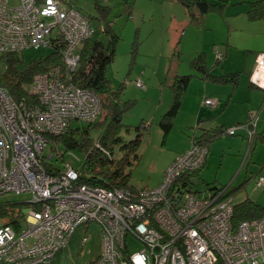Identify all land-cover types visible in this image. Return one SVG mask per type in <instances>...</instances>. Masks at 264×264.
<instances>
[{"label":"built area","instance_id":"2783aa9c","mask_svg":"<svg viewBox=\"0 0 264 264\" xmlns=\"http://www.w3.org/2000/svg\"><path fill=\"white\" fill-rule=\"evenodd\" d=\"M94 32V23L72 0H19L15 6L0 0V55L64 42L60 63L33 77L38 104L17 101L0 86V197L24 193L32 205L26 228L0 226V262L50 264L79 225L97 222L103 246L96 264H264V216L235 226L233 197L227 194L231 184L201 194L192 177H184L204 165L205 144H193L156 187L141 190L82 183L80 171L69 163L47 170L42 153L51 138L73 121L94 122L100 115L99 95L72 77L79 65L76 49ZM250 80L264 89V51ZM136 84L144 86L140 80ZM255 124L250 113L247 122L228 126L224 134L244 129L252 141ZM55 154L52 149L47 159ZM262 182L261 176L257 185ZM129 238L140 241V248L130 252Z\"/></svg>","mask_w":264,"mask_h":264},{"label":"rangeland","instance_id":"374dc122","mask_svg":"<svg viewBox=\"0 0 264 264\" xmlns=\"http://www.w3.org/2000/svg\"><path fill=\"white\" fill-rule=\"evenodd\" d=\"M129 1L131 3L135 1L131 14L128 12L131 6ZM233 1L240 3L238 5L240 7L246 5V1L251 0ZM9 2L12 6H15L19 3V0H9ZM72 4L95 23L96 32L93 37L104 41H107L108 37L97 26H100L101 11L105 9V6L109 8L106 19L111 21V26L119 35V39L116 44L115 58L107 69V78L111 80L114 90L122 88L117 100L125 108L123 122L130 125L132 129L131 133H129L126 127L123 126L122 133L127 139H132L139 133L136 127L140 126L143 121L150 125L145 130L141 129V132H143L142 142L139 147L141 157L137 165L131 169L129 183L136 190L156 187L176 158L191 148V136L196 130L194 126L191 127L195 124L191 122L192 116L189 108L192 105L190 102L185 103L175 119L174 126L167 135L161 132L158 124L161 117V112L157 110L158 104L161 101V108L164 109L167 103L166 92L171 93L170 88L161 84V81H164L162 73L165 72L169 64L172 71H174L177 67L176 62L181 63L182 69H184L186 66L184 54L190 51L192 45L191 39L189 43L188 28L183 25L182 29L184 32H182L173 26L174 19H187L185 8L176 0H72ZM98 6L103 7L99 9ZM246 14L247 8L242 14L238 15L237 22L243 26H240V30L234 34L233 39L236 44H238L240 37L246 38L249 43H252L253 39H259L258 41L264 44V33L258 34V36L255 34L258 30H253L251 26H256V23H251L247 17H243ZM206 27L208 28L207 25ZM185 31H187V34H185ZM204 31L206 32L205 37H201L200 45L204 44V39H206V44L210 43V30L205 29ZM235 48L234 53L247 49L243 43H240ZM79 49L80 47L78 46L76 51L79 52ZM161 49L165 51L162 55L159 54ZM51 52L52 49L47 47H29L24 49L21 54L22 57L24 56V61H29L34 58L45 57ZM235 56L237 57V55ZM155 69L160 71V73L148 82L146 74L154 75L156 73ZM138 80L143 81L145 88L137 86ZM245 80L243 82L244 85L249 82L248 77ZM160 90H163V93ZM241 92L246 95L245 91ZM235 107L238 109L245 108L240 105ZM232 111L233 109L231 108L228 112L231 113ZM88 123L85 121H73L72 128L83 130L89 126L93 138L97 139L101 129L94 127L95 124L90 126ZM189 145L190 147L188 148ZM51 147L55 149L53 144H51L42 154L45 156V163L51 162L57 168H63L66 163L73 167H78L84 158L83 154L78 150L65 151L64 154H61L60 151L64 150V148L58 146L54 157L47 159L52 150L50 149ZM183 147L184 151L181 150ZM208 157L206 168L203 167L204 171L202 170V176L196 180L199 187L198 191L201 194L207 188L220 185L219 181H215L216 185H212L217 171L218 179L223 181L221 184H227L240 169L239 165L228 161L227 156L222 155V151L218 154L212 153ZM218 166H220L219 170ZM244 173L249 176L252 173L251 167L247 166V170L241 171L237 175L236 186L243 180ZM257 187L254 177L247 184L245 191L232 195L233 202L237 203L246 196L255 200L260 199V197L264 198V189ZM29 196L24 193L7 192L0 197V201L15 200L20 202V209H23L26 216L20 218L23 229L27 226V215L32 206L27 202ZM2 222L3 220H0V224ZM83 235H87L86 243H82ZM102 238V227L97 222L81 224L76 228L70 244L59 251L50 264H96V259L102 252ZM129 243L131 252L141 246V242L135 238H129Z\"/></svg>","mask_w":264,"mask_h":264},{"label":"trees","instance_id":"16d2710c","mask_svg":"<svg viewBox=\"0 0 264 264\" xmlns=\"http://www.w3.org/2000/svg\"><path fill=\"white\" fill-rule=\"evenodd\" d=\"M180 2L188 9L190 23L195 21V23H200L198 21H200L206 13L209 11H216L220 8L218 3L211 0H180ZM98 7L100 9L103 6ZM197 8L199 10L198 16H194V11ZM101 12L102 15L99 22L102 23V26L100 24L97 28L108 37V40L104 41L95 39L93 37L94 34L90 38L84 40L79 49V65L72 76L75 84L80 87L93 90L99 95L101 100L100 115L94 122H89L88 124H90V126H94L95 124L94 127L101 129V132L99 133L97 139H94L93 135L90 133L89 126L83 130L70 127L64 134L60 136H53L51 138L50 145L53 144L56 152L58 150V146H62L64 150L60 151L61 154H64L65 151L71 152V150H78L83 154L84 158L82 162H80L78 167H76L81 173L79 178L80 182L108 188L124 187L136 190L132 188L129 183L131 169L137 165L141 157L139 153V147L143 136L141 129L145 130L150 125L143 121L140 126L136 127L139 133L132 139H127L122 133L124 127H126L127 132L131 133L132 131L131 126L123 122L125 108H123L117 100V96L120 92H122V88L120 87L119 90H114L111 85V80L107 78V69L115 58L116 44L118 42L119 35L109 24L110 20L108 21L106 19L109 13V8L105 6V9ZM249 14L252 19L264 17V0H256L252 2L251 7L249 8ZM200 15L201 17H199ZM90 21L93 22L91 19ZM63 46L64 42L59 39L57 43L54 44L52 52L49 55L34 58L29 61H24V56L22 57L21 54L23 52H7L1 54L0 86L7 89V91H9V93L17 101L38 104V98L31 92L33 77L35 74L44 72L53 63H60ZM200 58L201 54L197 55L192 60L191 63L193 67H195L196 71H203L202 73H204V75L202 77H210V75H205L208 70L201 63H199ZM193 76L194 74L176 75L169 82L174 90L173 100L166 113L160 117L158 122L159 127L165 135H167L174 126L175 118L182 105V98L185 93V89ZM237 78L238 75H233L222 77L219 80L230 82L232 80H236ZM143 85L144 86L140 88H145L144 83ZM207 119H203L201 117L198 120L199 122L194 128L197 129V127H201V130L203 129V135H192V145L202 143L209 149V142H211L215 137L224 134L225 128L229 125L219 126L214 132L209 133L211 128H207L205 125V123H207ZM202 123L203 126H201ZM52 157H54V155ZM48 165L47 170H52L54 167L56 168V166L52 163ZM202 168L203 166L193 173L186 174L184 177L197 175ZM261 176L262 175H259L257 177L256 185ZM226 185L227 184H220L217 187H224ZM238 190L239 187L232 186L229 188L227 194H236V191ZM19 203V201L15 200L5 202L0 201V220H3L0 226L3 224H10L14 226L16 230L21 229L22 226L20 218L26 216L23 209H20L21 205ZM263 216L264 206L250 197L234 203L232 222L235 226L242 221L259 219ZM99 257L100 255L97 257L96 263ZM0 264L7 263L0 262Z\"/></svg>","mask_w":264,"mask_h":264},{"label":"crops","instance_id":"0c3cea01","mask_svg":"<svg viewBox=\"0 0 264 264\" xmlns=\"http://www.w3.org/2000/svg\"><path fill=\"white\" fill-rule=\"evenodd\" d=\"M176 1L181 3L180 0ZM211 1L218 3L220 5V8L216 11H209L208 13H206V15L202 19H200V21H198L200 23H195L196 21L190 23L188 9L183 3H181L185 8L187 19H174L173 26L184 32L182 26L185 25V27L188 28L189 43L192 40V45L190 51L187 54H184V61L186 65L184 69H182V64L179 62H176L177 67L176 69H174V71H172V69L170 68V64L168 66L166 65V70L164 73H162L164 76V81H161V84L170 88L171 93L166 92L165 96L167 99V103L164 109L161 108L160 101L157 110L161 112V116L168 110L174 95V90L169 82L173 79L174 76L194 74L185 89V93L182 98V105L178 112V114L181 112L185 103H191L192 106L191 108H189L190 115L192 116L191 122H194L195 124L191 127H195L201 117L203 119H207L209 117L205 125L207 126V128H211L209 133H212L219 126L243 124L248 121L249 114L254 113L256 116V132L254 134V137L252 138V141L249 139V133L244 129H239L235 135L222 134L221 136H217L212 139L211 142H209L210 148L207 158H209L208 156L212 155V153L218 154L222 151V155L227 156L228 161H232L233 164L239 165L240 169H238L236 175L227 183L231 184V187H239V190L236 191V194H240L241 192L245 191L249 181L254 177L255 180H257V177L259 175L263 176V182L261 185L262 187L260 186V188L264 189V89L256 86L250 80V74L256 66L258 54L260 52H263L260 50H264V44L262 42H259V39H253L252 43H249L244 37H240L238 44H236V41L233 39L234 34L240 30V26H243L239 22H237L238 15L242 14L246 8L247 14L243 17H247L248 21L251 23H256V26L251 27L253 28V30H258L257 33H255L257 34V36L258 34L264 33V17L252 19L251 15L249 14L251 3L256 0L246 1V5L240 7H238L240 3H237V1L233 0ZM134 6L135 1L131 3V6L129 7V14L132 13V9L134 8ZM198 12L199 10L197 8L194 11V16H198ZM199 17H201V15ZM100 24L102 26V23ZM109 24L111 25V21ZM206 25L208 26V28L206 27ZM205 29L210 30V43L206 44V39H204V44L200 45L201 37H205ZM185 34H187V31H185ZM240 43H243L247 49H243L240 52L234 53L236 49L235 47ZM164 52L165 51L161 49L159 54L162 55L164 54ZM218 52L221 53L220 58L218 57ZM199 54H201L199 63L206 67L208 72L205 75H210V77H202L204 75V73H202L203 71H196L195 67H193L191 63L192 60ZM235 55H237V57ZM233 56H235V58H233ZM154 71H156L154 75L146 74L148 82H150L152 78L160 73V71H158L157 69H155ZM233 75H238V78L234 81L232 80L230 82H226L219 80L222 77ZM246 77H248L249 82L244 85L243 82L246 81ZM242 85L244 86L242 87ZM241 91H245L246 95H243ZM160 92L163 93V90H160ZM209 98L217 99L219 101L218 105L207 106L205 104V101ZM238 105L244 106L245 108L238 109L235 107ZM231 108L233 109V111L230 113L228 111ZM201 126H203V123ZM161 132L163 133L162 130ZM194 134L203 135V129L201 130V127H197L193 135ZM189 147L190 145L188 146V148ZM181 150L184 151V147ZM207 161L208 159H206L203 165L204 168H206ZM247 166L251 167L252 173L249 176L244 173L242 178L243 180H241V183L236 186L235 180L237 179V175L240 174L241 171L247 170ZM204 168H202L197 175L191 176L192 180L196 182V180L200 176H202ZM219 169L220 166H218V170ZM217 172L212 185H216L215 181H219V184L223 183V181L218 179ZM195 186L199 189L197 182L195 183ZM247 197L249 196H246L243 199ZM258 200L255 201L264 206V198L260 197V199Z\"/></svg>","mask_w":264,"mask_h":264},{"label":"bare ground","instance_id":"6f19581e","mask_svg":"<svg viewBox=\"0 0 264 264\" xmlns=\"http://www.w3.org/2000/svg\"><path fill=\"white\" fill-rule=\"evenodd\" d=\"M80 46H81V45H80ZM80 46H79V47H80ZM206 159H207V158H206Z\"/></svg>","mask_w":264,"mask_h":264}]
</instances>
